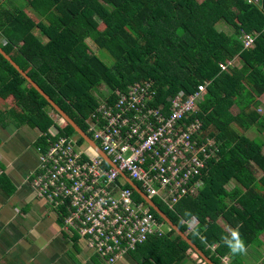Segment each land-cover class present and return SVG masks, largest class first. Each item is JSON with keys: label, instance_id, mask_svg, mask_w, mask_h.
Wrapping results in <instances>:
<instances>
[{"label": "trees", "instance_id": "1", "mask_svg": "<svg viewBox=\"0 0 264 264\" xmlns=\"http://www.w3.org/2000/svg\"><path fill=\"white\" fill-rule=\"evenodd\" d=\"M23 1L38 19L11 0H0V47L85 132L84 119L98 105L101 84L113 91L153 79L156 102L164 104L178 91L188 94L205 85L190 116L200 120L201 135L216 146L201 170L202 184L171 209L150 199L213 264H222L225 256L226 264H242L241 254L233 255L223 237L238 228L246 247L258 243L264 231V137L241 132L253 126L264 131V107L258 110L264 93V0ZM241 31L254 33L251 47H242ZM87 39L112 56L111 66ZM235 58L236 64L220 69V63ZM0 99L11 100L0 107V123L36 128L41 135L35 145L45 142L42 134L55 122L46 107L54 109L1 53ZM64 122L60 134H76L86 143ZM230 180L234 183L226 188ZM189 217L196 222L191 229L183 222ZM135 249L144 257L142 264H182L186 250L194 252L169 227Z\"/></svg>", "mask_w": 264, "mask_h": 264}, {"label": "built area", "instance_id": "2", "mask_svg": "<svg viewBox=\"0 0 264 264\" xmlns=\"http://www.w3.org/2000/svg\"><path fill=\"white\" fill-rule=\"evenodd\" d=\"M253 37V32L238 35L243 48L252 46ZM230 63L225 60L220 69ZM204 91L205 85L198 84L192 93L178 91L166 104L157 103L154 80L145 78L103 93L84 122L111 163L87 143L84 148L60 134L54 122L42 134L45 142L35 145L37 165L29 174L35 196L54 209L68 232L76 231L110 264L150 235L163 234L168 228L163 229L144 199L135 197L126 179L137 181L148 198L168 209L196 193L205 161L216 152L213 140L201 135L200 120L190 117ZM183 222L192 226L194 218Z\"/></svg>", "mask_w": 264, "mask_h": 264}, {"label": "crops", "instance_id": "3", "mask_svg": "<svg viewBox=\"0 0 264 264\" xmlns=\"http://www.w3.org/2000/svg\"><path fill=\"white\" fill-rule=\"evenodd\" d=\"M39 132L13 121L0 123V264H110L76 231L68 232L54 209L35 196L29 174L37 165L35 140ZM195 223H186L187 229ZM258 238L262 246L248 245L244 254L252 262L264 260V232ZM192 253L186 250L182 264H200ZM144 261L141 251L135 249L111 264Z\"/></svg>", "mask_w": 264, "mask_h": 264}, {"label": "rangeland", "instance_id": "4", "mask_svg": "<svg viewBox=\"0 0 264 264\" xmlns=\"http://www.w3.org/2000/svg\"><path fill=\"white\" fill-rule=\"evenodd\" d=\"M12 1V3L16 6V7H18V5L20 6V7H23L24 8V11L28 14V15H30L34 20H37L38 18H37V16H35L33 13H32V11L29 9V8H26V6H23V4H24V1L23 0H11ZM2 5H10V3L9 2H4ZM222 29H225V30H230V27L227 25V24H222L221 26H220ZM98 29H99V31H102L103 29H104V27H103V25L102 24H99L98 25ZM34 33L35 34H38V32H37V30L36 29H34ZM39 36V35H38ZM41 39H43V37H40ZM87 41V43L89 44V47H90V49H92L95 53H97L98 54V56L101 58V59H103L108 65H112L113 64V58H112V56L109 54V53H107L105 50H102V49H98L97 47H96V45L94 44V43H92L89 39H87L86 40ZM236 61H237V58H235V59H233V60H230V66H232L233 64H236ZM98 90H99V92L100 93H98V95H97V97L99 98L100 97V95L99 94H103V93H108V91H110V89H109V87L107 86V85H105V84H101L99 87H98ZM260 101H261V105H260V109H258L259 111H261L262 109H263V107H264V93L260 96ZM8 104H11V100L10 99H8V100H6V101H4V100H0V105H2L3 107L4 106H7ZM46 109L48 110V112L53 116V118H54V121H55V123L57 124V125H59V126H62V125H65V122L63 121V119L60 117V116H58V114L54 111V110H52L50 107H46ZM231 112H235L236 111V108L234 107V106H232L231 108ZM241 132H243L246 136H248V137H264V131H260V130H258V128L257 127H251V128H249L248 130H246V131H241ZM38 133V132H37ZM74 139H76L77 140V137H76V134H73V135H71ZM82 145H83V147L84 148H87V145H86V143H82ZM260 174V171L259 170H256L255 171V175L256 176H258ZM234 182H233V180H230V182H228L227 184H226V188H228L229 186H231L232 184H233ZM151 199L152 200H156L159 204H160V202L155 198V197H151ZM160 207L161 208H164L163 207V205H161L160 204ZM162 223V227H163V229H165V228H168L169 226L166 224V223H164L163 221L161 222ZM170 228V227H169ZM227 229H229V227L227 226ZM262 232H264V231H262ZM258 244H261V242L259 241L258 243H256L255 245H251L252 247L253 246H257ZM261 246H262V244H261ZM254 248V247H253ZM254 252H256V250H254ZM191 253H192V251H191ZM192 255H193V253H192ZM195 255V254H194ZM194 257V256H193ZM225 261L227 262V257L225 256V257H223V258H221V263L222 264H225ZM240 262L242 263V264H257V263H259V264H264V260H258L257 262L255 261V262H252V261H250L249 259H246L245 257H244V254H242L241 256H240Z\"/></svg>", "mask_w": 264, "mask_h": 264}, {"label": "water", "instance_id": "5", "mask_svg": "<svg viewBox=\"0 0 264 264\" xmlns=\"http://www.w3.org/2000/svg\"><path fill=\"white\" fill-rule=\"evenodd\" d=\"M0 53L18 70V72L48 101L51 107L57 112V114L70 124L75 132L83 138V140L90 146H92L100 155H102L109 163L110 160L108 157L104 155L98 145L89 137V135L83 131L74 121L73 119L65 112L61 107L57 105L50 97L47 95L36 82H34L20 67L19 65L12 60V58L0 47ZM113 165V164H112ZM127 183L139 194V196L144 199L147 204L153 209V211L160 217V219L166 223L171 229L175 231L186 243L191 247V249L208 264H213L207 256H205L187 237L186 235L178 229V227L171 223L169 219L160 211L159 207L156 206L153 201L148 198L143 191L132 181L130 178L126 179Z\"/></svg>", "mask_w": 264, "mask_h": 264}, {"label": "clouds", "instance_id": "6", "mask_svg": "<svg viewBox=\"0 0 264 264\" xmlns=\"http://www.w3.org/2000/svg\"><path fill=\"white\" fill-rule=\"evenodd\" d=\"M190 215V213H185ZM230 237H223L224 243L228 246L233 255L246 254L247 249L244 241L240 238L239 229H229Z\"/></svg>", "mask_w": 264, "mask_h": 264}]
</instances>
